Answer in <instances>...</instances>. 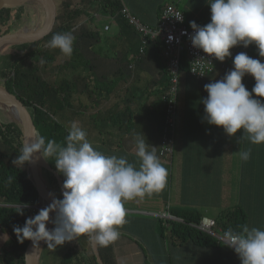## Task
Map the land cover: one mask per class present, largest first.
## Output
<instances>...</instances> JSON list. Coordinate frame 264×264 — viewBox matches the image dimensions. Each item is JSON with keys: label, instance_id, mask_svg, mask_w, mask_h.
<instances>
[{"label": "crops", "instance_id": "obj_1", "mask_svg": "<svg viewBox=\"0 0 264 264\" xmlns=\"http://www.w3.org/2000/svg\"><path fill=\"white\" fill-rule=\"evenodd\" d=\"M123 1L150 25L157 24L167 3L183 10L188 24L190 21L207 24L211 18L207 0ZM85 21L82 17L79 22ZM89 23V29L99 31L100 39L96 48H91L89 41L81 44V56L90 61L76 70L79 90L72 78L74 73L66 77L71 88L64 109L65 126L69 130L72 122H79L95 149L106 155L126 156L138 168L136 134L144 135L149 150L156 147L158 155L161 134L158 120L167 86L166 64L151 51L136 57L140 35L128 25L118 24L114 35L107 37H110L107 45L114 48L116 57L102 54L98 45L104 43L102 34L112 26L107 23L102 30L95 20ZM240 52H246V48ZM252 58L264 63L263 57ZM233 67V60L224 66L217 64L202 79L194 78L189 71L180 74L174 154L171 161L158 155L168 170L167 185L151 197L125 202L127 222L118 229L119 239L112 242L117 264H241L239 256L224 242L205 247L192 241L179 243L166 231L163 234L161 214L176 209L198 211L202 216L215 218L222 210L240 205L247 213L248 227L264 229V143H239L242 129L230 137L222 126L209 125L203 119L202 99L208 95L204 85L221 80ZM83 70L87 73L83 74ZM88 70L98 71L99 75L93 76ZM242 83L251 91L255 79L247 74ZM253 96L264 101V97ZM240 149H251L247 161L240 159ZM67 242L58 245L59 250L51 249V256L58 253L54 263L60 261Z\"/></svg>", "mask_w": 264, "mask_h": 264}, {"label": "clouds", "instance_id": "obj_2", "mask_svg": "<svg viewBox=\"0 0 264 264\" xmlns=\"http://www.w3.org/2000/svg\"><path fill=\"white\" fill-rule=\"evenodd\" d=\"M207 2L210 22L203 26L189 22L194 30L190 39L195 48L223 62L232 56L230 49L234 46L247 48L254 44L259 56L264 57V0ZM176 18L183 20L180 14ZM75 39L69 31L53 34L47 43L48 47L70 57ZM233 65L221 80L204 85L208 95L202 99L203 119L209 125L222 126L230 137L242 129L239 143H264V101L253 96L264 97V63L240 52L234 56ZM247 74L255 79L251 91L242 83ZM144 137L135 135L138 168L126 156L106 155L95 149L87 139V132L75 121L65 137L66 146L52 140L45 145L43 138L38 142H25L15 164L22 165L40 150L44 157V153L55 157L56 169L65 180L62 199L54 198L34 217L27 218L22 227L13 226L17 240L20 243L31 240L34 245L43 240L48 249H54L82 235L89 238L93 247H107L119 239L118 229L127 222L125 202L151 197L167 185L168 170L161 163L156 147L149 150ZM239 156L247 161L251 149H240ZM28 206L26 202L18 203L15 211L24 215ZM53 211L55 227L49 230L46 222ZM222 239L223 244L239 256L241 264H264V229L243 225L240 231L228 229Z\"/></svg>", "mask_w": 264, "mask_h": 264}, {"label": "trees", "instance_id": "obj_3", "mask_svg": "<svg viewBox=\"0 0 264 264\" xmlns=\"http://www.w3.org/2000/svg\"><path fill=\"white\" fill-rule=\"evenodd\" d=\"M55 2L57 4V20L49 35L31 43L8 45V47L15 49L14 52L5 53L4 50L1 51L0 85L29 110L37 127L38 140L43 138L45 145L49 140H52L61 146H66L65 137L68 134V129L57 114L61 113L64 117L71 81L64 75L54 76L52 71H48V66L57 60V54L55 51H51V48H46L45 45L55 33L72 32L76 37L73 44V54L70 57L66 56L64 60L56 65V68L61 72L70 68L80 70L90 61L88 58L81 56V44L89 41L90 47L96 48L95 44L100 39L99 31L89 29L90 27L87 26V24H90L89 22L94 21L101 13H108L118 21L121 27L122 25L134 26L129 24L121 14L120 0H55ZM39 11L42 12V15L39 14ZM45 17V9L37 0H27L16 6L5 7L0 10V37L23 30L27 23L31 24V22L38 19L44 22ZM82 17L86 18L87 21L81 24L79 21ZM197 24L200 26L206 25L198 22ZM162 45L161 40H153L146 47V52L151 51L155 57L162 58ZM242 48L245 47L240 45L239 50ZM137 53H139V49ZM246 53L250 57L259 56L258 49L254 44L246 48ZM42 60L44 63H41ZM184 71H189L186 53H183L181 61V72ZM165 72L167 74V88L169 85L167 67ZM165 113L166 105L164 101L161 116L158 120L161 124V134L164 128ZM24 143L25 129L22 123L15 118L7 120L0 118V264H26L25 251L30 240L26 239L23 243H20L13 232V226L22 227L27 218L34 217L38 213L28 206L24 209V215H20L15 211L16 206L18 203L23 204L25 202L28 205H39L43 201L29 169L28 161L22 165H19V162L14 163L18 155L21 154ZM44 155L45 160L58 172L55 166V157L46 153ZM39 172L47 182L48 190L57 199H62L60 186L55 175L42 167H39ZM60 175L65 180L61 173ZM169 213L171 216L183 220L182 222L172 219H160L164 225L162 233L164 234L166 231L168 236L175 241L179 243L192 241L205 247L222 242L215 236L188 224L201 220L203 216L198 211L176 209L172 212L169 211ZM214 219L216 221L215 229L220 234H224L228 229L240 231L243 225H248L247 213L240 205L222 210ZM64 247L60 261L52 264H117L112 243L107 247L98 245L93 247L89 238L82 235L67 242ZM47 252L48 247L45 244L42 249L40 264L47 260ZM45 264L50 263L46 261Z\"/></svg>", "mask_w": 264, "mask_h": 264}, {"label": "built area", "instance_id": "obj_4", "mask_svg": "<svg viewBox=\"0 0 264 264\" xmlns=\"http://www.w3.org/2000/svg\"><path fill=\"white\" fill-rule=\"evenodd\" d=\"M120 2L121 14L129 24L134 26L140 35L141 45L139 47L138 57L146 53V47L149 45V42L161 40L163 44L161 54L168 69L169 85L163 97L166 105V113L164 128L160 137L159 156L171 160L175 149L177 104L183 53L187 54L189 73L196 79H202L217 64L224 66L229 60H233L240 45L231 48L232 56L226 57L221 62L214 56H210L204 53L202 49H197L192 45L190 36L194 33V30L187 24L183 10L178 8L174 3H167L163 7L157 24L153 26L143 22L123 0H120ZM179 14L183 17L182 22L176 18ZM170 36L172 39H169ZM161 217L183 222L182 219L171 216L169 212L161 214ZM190 224L215 236L219 241L224 242L222 239L224 234H220L215 229L216 221L214 218L203 216L200 221L190 222Z\"/></svg>", "mask_w": 264, "mask_h": 264}, {"label": "water", "instance_id": "obj_5", "mask_svg": "<svg viewBox=\"0 0 264 264\" xmlns=\"http://www.w3.org/2000/svg\"><path fill=\"white\" fill-rule=\"evenodd\" d=\"M24 1L27 0H0V10H2L5 7H11L22 4L24 3ZM37 1L43 5L46 13L45 22L43 26L40 28H36L34 30L23 29L15 33H10L1 36L0 53L3 50V48H5L8 45L11 44L18 45V44L35 42L41 40L42 38H44L45 36L51 33L57 20V4L55 0H37ZM0 102L4 103L7 106H11L13 110L18 114L17 117L15 116L14 117L24 126L25 142L28 143L38 142L39 140L37 137V133H38L37 127L32 119L29 110L14 95L4 90L1 87V85H0ZM28 166L30 171L32 172L37 189L44 201L37 206L42 207L46 203L51 204L53 199L56 198V196L48 190L47 186L44 184L43 180L41 179L39 173V167L45 168L46 170L52 172L55 175L59 183L63 198L64 178L60 175L59 172L54 170L52 166L45 160L40 150L38 154L37 152H34L32 154L31 159L28 161ZM39 211L40 210H38V212ZM49 215H50V220L46 222V227L49 230H51L53 229L54 226L52 221L55 219V212L54 211L50 212ZM44 242L45 241L41 240V242H38V245H34L33 241L31 240L29 241V244L25 251L26 264H39Z\"/></svg>", "mask_w": 264, "mask_h": 264}, {"label": "rangeland", "instance_id": "obj_6", "mask_svg": "<svg viewBox=\"0 0 264 264\" xmlns=\"http://www.w3.org/2000/svg\"><path fill=\"white\" fill-rule=\"evenodd\" d=\"M22 2H23V1H22ZM24 2H25V1H24ZM181 7H183V6H181ZM120 9H121V7H120ZM39 14L42 15V12L39 11ZM40 19H41V18H40ZM44 22H45V20H44ZM44 22H43L42 20H39V19H38V20L35 21V22H31V24H28V23H27V25H26L25 27H23V29L34 30V29H36V28H40V27H42L43 24H44ZM95 22H96L97 26H99V28L102 29V30H103L104 25L107 24V23H108L109 26H112V28H111L110 31H108V32H104V31H103L104 34H102V35H103V37H104V43L101 42V44H99L98 47L101 48L100 52H101L102 54H106V55H108L109 57L115 58V57H116L115 50H114L113 47L107 45V44L109 43L108 39L110 38V37H109V38L107 39V37H108L109 35H114V33L116 32V30L118 29V21L115 20V19H113L112 16H111V14H108V13H101L99 17L95 18ZM79 23H80V22H79ZM45 46H46V48H50V47H48V43H47ZM74 46H75V45H74ZM3 50L5 51V53H8V52H14V51H15V49L10 48V47H8V46H6L5 48H3ZM3 50H2V51H3ZM51 51H55V52H56V54H57V60H56L53 64H51L50 66H48V71H52L54 76L64 75L65 77H69V78H70V74L73 72V73H74V76H73L72 78L74 79L73 81L76 83V86H77V88H78V90H79V88H80V82H79V77H78L79 73H77L76 70H72L71 68H70V69H66V70H64V71H62V72H61L60 70H58V69L56 68V65H57L59 62H61L62 60H64V58H65L66 56L63 55L62 53L60 54L59 49H52V48H51ZM58 52H59V53H58ZM231 61H232V59L229 60V62H231ZM70 71H71V72H70ZM92 72H93V73H92ZM96 72H98V71H89V70H88V73H89V74H93V76H96V75L98 76V75H99V73H96ZM86 73H87V70H83V74H86ZM181 73H182V72H181ZM89 74H88V75H89ZM182 74H184V73H182ZM182 74H181V75H182ZM0 106H2V107H0V118H1V119H3V120H7V119H9V118H15V117L12 115V113L10 112L11 110H10V108H9L7 105H5L4 103L0 102ZM3 107H4V108H3ZM57 116H58V118H59L61 121H63V123H64V119H63L61 113H58ZM72 118H73V116H72ZM15 119H16V118H15ZM39 173H40V172H39ZM40 177H41V175H40ZM41 179L43 180L44 184L47 186V182H46L42 177H41ZM42 202H44V201H42ZM36 207H39V206H37V205H29V208H31L32 210L38 212V210L36 209ZM45 244H46V242H44V245H45ZM57 248H59V246H57ZM50 250H51V249H48V252H47V260H46V261H48L50 264H52V263H54V261H56L57 256H58V253H56V254H54L53 256H51L52 253H51ZM50 256H51V257H50ZM46 261H44L43 264H45Z\"/></svg>", "mask_w": 264, "mask_h": 264}, {"label": "bare ground", "instance_id": "obj_7", "mask_svg": "<svg viewBox=\"0 0 264 264\" xmlns=\"http://www.w3.org/2000/svg\"><path fill=\"white\" fill-rule=\"evenodd\" d=\"M9 108H10V112L12 113V115L13 116H15V117H17L18 116V114L13 110V108L11 107V106H8ZM37 152V154L39 153V150H37L36 151ZM49 188V187H48ZM48 205H50V203H46L44 206H42V207H36V209L37 210H41V209H43V208H45V207H47ZM190 226H192L190 223H188ZM194 227V226H193ZM196 228V227H195ZM202 231V230H201ZM204 232V231H203ZM39 242H41V241H39Z\"/></svg>", "mask_w": 264, "mask_h": 264}]
</instances>
